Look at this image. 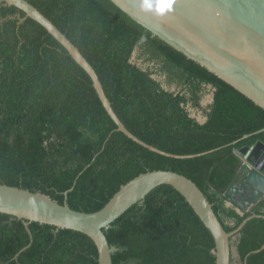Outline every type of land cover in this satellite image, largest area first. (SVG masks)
Instances as JSON below:
<instances>
[{"label":"trees","instance_id":"1","mask_svg":"<svg viewBox=\"0 0 264 264\" xmlns=\"http://www.w3.org/2000/svg\"><path fill=\"white\" fill-rule=\"evenodd\" d=\"M25 1L78 49L133 136L174 156L219 150L168 158L117 132L89 77L65 49L31 19L19 23L15 17L24 13L0 5V185L90 214L139 174L170 171L198 187L227 233L251 214L264 216V200L239 214L221 194L238 169L236 152L264 140V133L242 139L264 129L262 109L109 0ZM208 90L213 101L199 124L187 106L201 110ZM29 231L30 247L13 260L29 235L22 221L0 214V264H98L97 249L84 235L36 223ZM104 235L118 249L112 264H215L210 233L168 186L150 192ZM263 244L264 220L252 219L231 246L242 262ZM246 264H264V249Z\"/></svg>","mask_w":264,"mask_h":264},{"label":"water","instance_id":"2","mask_svg":"<svg viewBox=\"0 0 264 264\" xmlns=\"http://www.w3.org/2000/svg\"><path fill=\"white\" fill-rule=\"evenodd\" d=\"M123 14L147 30L167 46L196 63L223 81L264 111V0H109ZM0 5L14 7L25 17L16 15L19 23L29 18L40 25L73 61L87 74L92 87L109 118L122 133L139 146L161 156L193 159L213 153L174 156L149 146L133 136L115 115L101 83L90 64L78 49L37 9L25 0H0ZM163 88L166 90L165 86ZM172 91V90H171ZM213 101V90L210 104ZM190 107L187 106L189 111ZM191 118H194L190 115ZM195 119V118H194ZM196 120V119H195ZM197 121V120H196ZM203 122H198L203 124ZM264 133V129L242 139ZM246 161L240 156L238 169L229 186L221 191L226 206H234L239 214L249 211L264 200V140L254 142ZM248 147L238 150L245 154ZM160 186L175 190L190 206L210 233L214 242L215 264H231L234 240L252 219L251 214L233 231L227 233L215 216L212 205L189 179L170 171H151L139 174L123 186L97 212L82 213L71 210L66 203L59 205L39 193L0 185V214L22 221L29 235V243L15 254L13 260L27 250L32 237L29 225L36 223L53 227L55 231L69 230L86 236L97 249L98 264H112L111 256L118 251L109 246L104 231L132 206H141L145 197ZM63 193L66 201L67 194ZM264 249L248 253L247 258Z\"/></svg>","mask_w":264,"mask_h":264},{"label":"rangeland","instance_id":"3","mask_svg":"<svg viewBox=\"0 0 264 264\" xmlns=\"http://www.w3.org/2000/svg\"><path fill=\"white\" fill-rule=\"evenodd\" d=\"M208 89H210V88H208ZM208 91H209L208 94H206L200 102L201 110H196V109H192V108L189 109L190 115L193 116L195 119L201 120L204 118L203 110H206V108L208 107V105L210 103L211 90H208ZM231 264H240L235 252H233V254H232Z\"/></svg>","mask_w":264,"mask_h":264},{"label":"built area","instance_id":"4","mask_svg":"<svg viewBox=\"0 0 264 264\" xmlns=\"http://www.w3.org/2000/svg\"><path fill=\"white\" fill-rule=\"evenodd\" d=\"M254 145L252 144L251 146H248V149L246 150L245 154H239L238 151L236 152L237 155L240 156V159L242 162L246 161L247 158L249 157V155L251 154L252 150H253Z\"/></svg>","mask_w":264,"mask_h":264},{"label":"crops","instance_id":"5","mask_svg":"<svg viewBox=\"0 0 264 264\" xmlns=\"http://www.w3.org/2000/svg\"><path fill=\"white\" fill-rule=\"evenodd\" d=\"M209 105H210V103H209ZM208 105V106H209ZM206 119V116L204 115V118L203 119H201V120H198V119H196L198 122H203L204 120Z\"/></svg>","mask_w":264,"mask_h":264}]
</instances>
